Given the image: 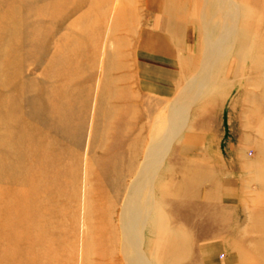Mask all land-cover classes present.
<instances>
[{"label": "rangeland", "instance_id": "374dc122", "mask_svg": "<svg viewBox=\"0 0 264 264\" xmlns=\"http://www.w3.org/2000/svg\"><path fill=\"white\" fill-rule=\"evenodd\" d=\"M171 1L0 0V264H126L125 188L222 10ZM233 1L232 45L146 196L147 264H264V0Z\"/></svg>", "mask_w": 264, "mask_h": 264}, {"label": "bare ground", "instance_id": "6f19581e", "mask_svg": "<svg viewBox=\"0 0 264 264\" xmlns=\"http://www.w3.org/2000/svg\"><path fill=\"white\" fill-rule=\"evenodd\" d=\"M208 1L210 2L209 4H212L213 2L221 4L222 10L218 12V19L215 23H204L205 25L203 28L205 29V33L204 37L202 35L203 40L201 44L202 56L200 61V73L198 72L200 77H197L196 79L193 77L194 81L191 78L192 83L181 89V91L175 96L174 101L169 104L166 110V119L162 126L163 130L161 131V134L158 135L157 139H152L147 149H145L146 152L144 153L139 169L134 174L133 179L124 191L123 201L118 214V226L120 227L119 231L121 232L123 240V252L129 253V257L126 258V264H147V261L138 251V246L140 247L141 243L140 237H142V235L140 236V234L141 229L143 228V221L146 219L148 220V217L146 219L145 217L148 216L147 214L152 207L150 199L148 200L146 196L148 193H151L153 178L164 161L171 144L182 132L186 122H188L187 118L189 109L200 98V96L202 97V90L204 86L206 87L208 82L207 80L209 75L207 77V74L210 73L209 71L217 62H219V60L225 55L226 51L230 49L232 45V40L239 22L240 14L238 12L236 3L233 0ZM211 11V8H207L206 13L204 14L206 18L209 17L208 14H211ZM6 43L7 41L4 44ZM198 74L196 73V76ZM11 84H13V81H11ZM132 167L133 166H131L128 173L126 174L127 178L131 177L135 172H133ZM121 186H123L122 183L114 187L113 190L115 195H120ZM37 190L38 188L36 186L34 190H31L32 192H30V196L28 195L30 193L24 195L23 200L27 202L29 200L39 202L38 196H36V194L33 195V191ZM9 205H11L10 202ZM1 213L2 210L0 209V214ZM111 213L112 212L110 211V213L106 215L108 221L111 220L109 219ZM25 215L28 219L29 212H25ZM147 220L145 222H147ZM28 221L26 222L28 223ZM111 226L112 225H109L111 231H114ZM11 228L12 225L8 223L1 225L0 233L1 230L3 233H6L10 231ZM3 245L5 244L3 243ZM117 245L118 243H115V246Z\"/></svg>", "mask_w": 264, "mask_h": 264}, {"label": "crops", "instance_id": "0c3cea01", "mask_svg": "<svg viewBox=\"0 0 264 264\" xmlns=\"http://www.w3.org/2000/svg\"><path fill=\"white\" fill-rule=\"evenodd\" d=\"M143 1V5L145 6V8L147 9V11L151 10L149 8H151L152 6H162V8L168 7L170 5H173L175 3H173V1L171 0H142Z\"/></svg>", "mask_w": 264, "mask_h": 264}]
</instances>
